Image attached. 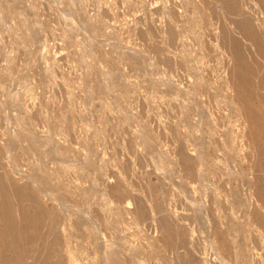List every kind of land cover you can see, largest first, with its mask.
<instances>
[{"label": "rangeland", "instance_id": "1", "mask_svg": "<svg viewBox=\"0 0 264 264\" xmlns=\"http://www.w3.org/2000/svg\"><path fill=\"white\" fill-rule=\"evenodd\" d=\"M0 264H264V0H0Z\"/></svg>", "mask_w": 264, "mask_h": 264}]
</instances>
